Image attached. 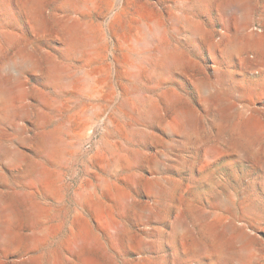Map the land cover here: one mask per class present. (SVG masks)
I'll use <instances>...</instances> for the list:
<instances>
[{
	"label": "rangeland",
	"instance_id": "374dc122",
	"mask_svg": "<svg viewBox=\"0 0 264 264\" xmlns=\"http://www.w3.org/2000/svg\"><path fill=\"white\" fill-rule=\"evenodd\" d=\"M24 1L0 0V264H240L230 221L253 236L250 264H264V48L242 31L246 19L264 30V0L250 14L245 0H41L40 25ZM177 15L198 35L178 29ZM76 18L92 31L91 63L87 47L64 53L60 27ZM168 47L185 62L160 65ZM52 66L66 73L59 85ZM226 74L223 117L211 102ZM52 131L49 159L41 143ZM16 151L26 164H8ZM9 201L15 247L2 244Z\"/></svg>",
	"mask_w": 264,
	"mask_h": 264
},
{
	"label": "bare ground",
	"instance_id": "6f19581e",
	"mask_svg": "<svg viewBox=\"0 0 264 264\" xmlns=\"http://www.w3.org/2000/svg\"><path fill=\"white\" fill-rule=\"evenodd\" d=\"M65 1V5H77V6H80V3H81V0H64ZM230 1V0H229ZM236 1V0H235ZM234 0H231V3L234 4L235 2ZM25 3V7L27 8V11L29 13V15L32 17V19L34 20V22L37 24V25H40L41 24V11H42V5H41V0H25L24 1ZM252 6H253V3L251 0H245V3L243 5L240 4V8L242 7V10L244 9L247 14H250V11L252 9ZM82 8H84V6L82 5L81 6ZM244 13V12H243ZM246 14V13H245ZM181 16V15H180ZM251 16V15H250ZM186 17V16H185ZM245 17V15H244ZM174 19V23L175 25L178 27V29H181L182 31H185V32H189L191 35L193 34H197L198 32V27L195 25L194 21L193 20H190L188 18H182L180 19V17L177 15V16H173L172 20ZM197 23V22H196ZM243 24V23H242ZM242 26V25H240ZM228 27V26H227ZM62 30V35H63V38H64V53L66 55H69V56H72V55H75L77 53L78 50L84 48V47H87L88 49H90V54L91 56L89 57V62L93 61L94 59V54L92 55V50H91V46H92V31L89 27L87 26H84V24L81 23V21L76 18L74 19L72 22L69 21V23H65L62 25V27H60ZM250 28V21L246 19V23H245V26L243 27V32H244V37H248V38H251L252 41H253V45L256 46H260V47H263L264 48V30L261 31V32H256L255 30H252L253 28L249 29ZM154 29V28H153ZM228 29V28H227ZM249 29V30H248ZM149 30V28H148ZM161 30V28H160ZM180 30V31H181ZM237 30V29H236ZM153 32V30H150L147 35H150L151 33ZM236 32V31H235ZM238 32V30H237ZM162 33V32H161ZM181 33V32H179ZM160 34V33H159ZM198 35V34H197ZM142 36V35H141ZM190 36V35H189ZM239 36V35H238ZM160 37V36H159ZM196 37V36H195ZM237 37V35L235 36ZM234 37V38H235ZM240 37V36H239ZM146 38V36L144 37ZM188 38V37H187ZM198 38V37H197ZM151 39H152V36H151ZM150 39V40H151ZM140 40V39H139ZM147 40V39H146ZM188 40V39H187ZM239 40V39H238ZM164 41V40H163ZM232 41V40H230ZM240 41V40H239ZM229 42V41H228ZM236 42V41H234ZM250 42V40H249ZM151 43V42H150ZM239 43V42H237ZM236 43V44H237ZM244 43V42H243ZM247 43V41H246ZM163 44V43H162ZM161 44V45H162ZM231 44V43H230ZM242 44V43H240ZM239 44V45H240ZM149 45V44H147ZM159 45V44H158ZM238 45V46H239ZM248 45V43H247ZM145 46V45H144ZM168 46V45H167ZM227 46V45H226ZM229 46V45H228ZM227 46V47H228ZM251 46V45H250ZM253 46V48H255ZM232 45H230L229 48H231ZM237 47V46H236ZM241 47V46H240ZM246 47V46H245ZM165 48V46H164ZM169 48V47H168ZM167 48V49H168ZM174 48V47H172ZM233 48V47H232ZM239 47H237L238 49ZM252 48V49H253ZM257 48V47H256ZM153 48L149 49L150 51L152 50ZM171 49V47L169 48ZM234 49V48H233ZM162 50V49H161ZM226 50V48H225ZM228 50V49H227ZM148 51V50H146ZM153 51V50H152ZM163 51V50H162ZM177 50H173L171 49L170 51H168L167 53H164L163 55H160V56H163V58L161 59L160 61V65H164L165 66V69L167 68V66L169 64H179L181 62V60L184 61V59H182L183 57H181L179 54H178V51L176 52ZM243 51V50H241ZM160 52V50L158 51V53ZM166 52V51H165ZM234 52V51H233ZM244 52V51H243ZM150 53V52H149ZM180 53V52H179ZM244 54V53H243ZM242 55V53H241ZM159 58V57H158ZM161 58V57H160ZM159 58V59H160ZM245 58V57H243ZM33 61V62H32ZM31 63H33V65L36 67L38 66V62L36 60H32ZM245 66L247 68H253V67H257V65H259V62L258 60L256 59H247L245 60ZM90 62V63H91ZM185 62V61H184ZM151 63V62H150ZM139 65H142L141 63ZM182 65V64H180ZM51 66V65H50ZM171 66V65H170ZM173 66V65H172ZM178 66V65H177ZM20 68V67H19ZM148 68V67H147ZM171 68V67H170ZM140 69V68H139ZM142 69V68H141ZM19 70V72L21 73L22 72V68L21 69H17ZM149 70V69H148ZM147 70V71H148ZM49 76L51 78V80L55 83H58L61 84V82L63 80L66 79V73L64 72V70L62 68H58L57 66H52L49 70ZM146 71V72H147ZM165 71V70H164ZM139 72V70H138ZM138 72H135V73H138ZM19 73V74H20ZM141 73V72H140ZM132 74V73H131ZM146 74V73H145ZM135 75V74H134ZM16 76H18V74H16ZM15 80V78H14ZM17 81L20 83L21 81V77H18L17 78ZM224 82H221L218 84L220 85V88L217 89L218 87H216V90H218L219 92L217 93V96L214 98V100L211 102L213 104V107L220 113V116H225V114L223 113L224 111L226 112L228 110V108H225L224 106H222V103H223V98H222V92L224 91H227V90H230L232 87V83H233V77L229 74H226L225 75V79L223 80ZM3 82L6 84L5 80L3 79ZM3 82H1L2 84H0V92H3L5 93V88L3 89ZM217 82V81H216ZM207 85V84H206ZM202 86L204 87V93H203V98H202V103L203 105L205 106L206 104L209 105V100L207 98V94L210 92L211 90V87H208V86ZM5 86V85H4ZM7 86V85H6ZM19 86V85H18ZM214 86V85H213ZM20 87V86H19ZM203 91V90H202ZM6 94V93H5ZM171 95H173L171 93ZM170 96V95H169ZM211 96V95H210ZM173 97H175L173 95ZM233 99V98H232ZM144 102V101H143ZM234 101L233 100H227L226 101V104L230 107H232L234 105ZM150 110V102L149 101H145L144 103ZM143 104V105H144ZM235 107V106H233ZM148 110V111H149ZM232 110V109H231ZM190 111V110H189ZM24 112V111H23ZM27 112V111H26ZM192 112V111H191ZM190 113V112H189ZM193 113V112H192ZM190 113V114H192ZM223 113V114H222ZM189 114L187 112H184L183 113V116L184 117H187ZM227 116V115H226ZM182 117V115H181ZM221 118V117H220ZM251 118V117H250ZM225 120V119H224ZM253 120V118H252ZM251 122V121H249ZM253 122V121H252ZM251 122V123H252ZM251 125V124H250ZM244 132V131H243ZM247 132V131H246ZM248 134V133H247ZM60 135V132L59 131H52V132H49V133H45V135H43V143H41L43 146H42V149H44V151H46V154H47V157L49 159H53L54 157H56L57 155V149L58 147L55 146V142L56 140L58 139ZM246 136V135H245ZM248 136V135H247ZM252 138V137H251ZM221 140H224L221 139ZM227 140V139H225ZM230 140V139H228ZM253 141V140H251ZM228 142V141H227ZM247 143V142H246ZM56 147V148H55ZM248 147V146H247ZM63 148V147H62ZM61 148V149H62ZM223 148V147H222ZM240 148V147H239ZM66 150V148H64ZM225 151V149H223ZM229 150V149H227ZM15 151V150H14ZM59 152V151H58ZM63 154V153H62ZM23 154H21L20 152L16 151L10 158L8 164L11 165V166H15V167H18V166H21V165H24L26 164L24 160V156H22ZM242 157V156H241ZM246 157V156H245ZM244 157V158H245ZM243 158V157H242ZM247 159V158H246ZM248 159H251V158H248ZM28 165V164H27ZM30 165V164H29ZM32 165V164H31ZM35 166V165H33ZM30 167V166H28ZM30 171V170H29ZM32 172L35 173V179H36V182H41L43 183V177H45V175H43L36 167H32ZM46 179L47 181V177L44 178ZM156 183L154 184H150V189H158V187L155 185ZM31 186V185H30ZM43 186V185H42ZM46 186V185H45ZM49 188V186L47 187ZM46 190V189H45ZM44 190V191H45ZM28 191V190H27ZM49 191L51 192V190L49 189ZM154 191V190H153ZM48 193V190L46 191ZM27 194V193H26ZM80 194V193H79ZM84 194V193H83ZM19 195V194H18ZM21 195V194H20ZM32 195V194H30ZM118 195V194H117ZM116 195V196H117ZM121 196V194H120ZM123 196V195H122ZM118 198L119 195L117 196ZM20 198V197H19ZM28 198V197H27ZM85 198V196H84ZM83 196L79 195V202L81 203L82 200L84 199ZM124 199V197H122ZM29 199V198H28ZM121 199V198H120ZM122 199V200H123ZM30 200V199H29ZM32 200V199H31ZM124 201V200H123ZM13 202V201H12ZM26 201H24V204H25ZM10 203V201H9ZM32 203V201H31ZM28 206V205H27ZM226 206H228L226 204ZM18 208V207H17ZM40 208V207H39ZM38 207H36L35 205H31L30 208H29V215L35 219V220H40L42 215H43V212L41 209H39ZM150 210L149 208H146L145 209V212L146 210ZM230 210V209H229ZM5 215H6V230H5V233L3 235V238H2V244H9L11 246H14L16 245V243L20 240V234H19V231H18V224H19V221H18V212L16 210V204L15 203H10L6 208H5ZM146 215V214H145ZM180 220V219H179ZM146 222V221H145ZM225 228H226V231H228L231 235L232 238H234L235 240H238L239 242H241L243 244V247L241 249V251H238V260H239V263L240 264H250L251 261L253 260V257L255 255V251H254V248H253V245H252V242H253V236L246 231L245 227L244 226H237L235 225V223L233 221H230L228 222L226 225H225ZM87 235V234H86ZM72 243L74 244V246H76L77 248H80V247H83L84 245H90L92 246L94 243L92 242L91 238H87V237H74L72 239ZM93 243V244H92ZM17 246V245H16ZM87 247V246H86ZM202 252V251H201ZM200 252V253H201ZM58 260V259H57ZM84 264H95V262H93L92 260L90 259H85L84 260Z\"/></svg>",
	"mask_w": 264,
	"mask_h": 264
}]
</instances>
